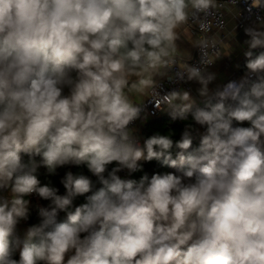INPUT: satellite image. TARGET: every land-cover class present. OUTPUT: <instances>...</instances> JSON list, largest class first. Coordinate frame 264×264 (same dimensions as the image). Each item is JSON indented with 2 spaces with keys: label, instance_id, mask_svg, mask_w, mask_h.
<instances>
[{
  "label": "trees",
  "instance_id": "obj_1",
  "mask_svg": "<svg viewBox=\"0 0 264 264\" xmlns=\"http://www.w3.org/2000/svg\"><path fill=\"white\" fill-rule=\"evenodd\" d=\"M191 0H85L71 8L72 26L102 40L104 53L123 58L127 70L142 68L140 53L163 46L168 23ZM12 6L0 0V12ZM264 53V50H263ZM246 60L240 74L258 62ZM261 78L250 79L225 100L213 105L212 139L196 131L198 109L183 108L152 118L139 135L145 159L136 162L124 184L112 150L92 144L77 146L65 134L58 142H41L34 149L12 148L6 160L11 179L25 197L34 188L47 210H31L30 235L20 240L0 231V264H44L59 241H85L81 264H141L145 247H157L169 236L164 216L156 213L186 203L200 206L205 216L236 218L248 198L247 183L264 193V150L251 160L249 135L264 131V64ZM74 54H62L54 44L36 41L24 46L0 29V120L30 103H46L66 95L77 76ZM256 84V85H255ZM255 85V87H253ZM2 142L0 141V145ZM213 159L222 166L243 160L245 171L233 198L220 202L210 188ZM168 184L164 201L153 211L132 209L152 186ZM217 206V209H213ZM111 207V214L106 212ZM167 264H237L234 239L221 240L209 253L199 243H179Z\"/></svg>",
  "mask_w": 264,
  "mask_h": 264
},
{
  "label": "built area",
  "instance_id": "obj_2",
  "mask_svg": "<svg viewBox=\"0 0 264 264\" xmlns=\"http://www.w3.org/2000/svg\"><path fill=\"white\" fill-rule=\"evenodd\" d=\"M81 4L85 0H78ZM227 6L241 8V23L246 21H262L264 19V0H191L186 12L188 26L200 34L201 39L197 45L194 57L184 62L177 54L168 52L163 46L143 50L140 53V62L143 69L150 68L157 63H163L168 68V76L162 81L151 86L149 96L142 103L126 104L120 100L113 99L105 107L93 115L95 123H107L109 133L104 141L96 143L100 149L112 150L117 158L118 176L125 184L130 176L132 168L136 165L134 149L142 142L138 134L133 132L143 115L152 118L160 116L165 108L171 104L183 90L192 89L188 81L190 75H198L211 67L221 56L220 45L211 38L212 30H222L226 27V16L224 9ZM19 25L21 30L20 40L24 46H28L41 38H48L62 54H74L77 61V76L66 95L77 87L84 86L92 77L91 67L82 51L70 46L61 36L49 32L41 21L27 8L16 9L7 6L0 12V29L10 32ZM80 37L86 41V34L79 32ZM96 55L105 59L106 55L102 49L96 50ZM260 63L256 62L243 76L232 77L221 86L212 98H202L197 107L198 115L195 124L196 131L202 138L212 139L209 128L211 110L213 105L225 100L250 79L258 81L261 78ZM256 85V84H255ZM255 85L253 87H255ZM112 84L106 86L110 91ZM67 133L63 125V116L59 113L49 112L40 117L32 129L29 138L22 141H8L0 145V231L11 233L21 240L20 228L28 225L31 210L37 211L45 217L47 210L43 206L39 195L34 188L30 189L27 196L21 194V186L13 180H7L9 175L6 160L8 151L12 148L34 149L41 142H58ZM250 152L245 156L251 160L257 151L264 150V131L255 130L249 135ZM236 167L243 164V160L236 159ZM220 167L211 166L210 175H216L217 192L220 202L233 198L238 181L241 179L245 166L243 165L238 177L234 178L230 170L219 174ZM248 198L241 203L236 218H223L219 214L212 216L202 215L200 210L183 213L179 205L160 213L166 219L168 226L172 219H181L184 227L189 232H199L204 237L221 238L230 226H238L237 233L243 238H257L254 254L255 264H264V193L257 194L254 185L247 183ZM133 208V206H132ZM213 209H217L214 206ZM163 240L157 247H145L141 254V264H167L169 259L178 253V249L171 244L165 248ZM170 242V241H169ZM161 249V252L159 250ZM167 254L163 257V254Z\"/></svg>",
  "mask_w": 264,
  "mask_h": 264
},
{
  "label": "crops",
  "instance_id": "obj_3",
  "mask_svg": "<svg viewBox=\"0 0 264 264\" xmlns=\"http://www.w3.org/2000/svg\"><path fill=\"white\" fill-rule=\"evenodd\" d=\"M8 1L16 9L27 8L31 10L49 32L61 36L70 46L80 49L90 64L92 77L87 80L84 86L77 87L69 93L66 100L60 97L46 103H30L18 107L15 113L3 117L0 120V141L2 144L8 141L19 142L29 138L36 121L46 113L55 112L63 116L66 134L74 140L77 146L92 144L96 147L97 142L107 138L109 126L107 123H95L93 115L102 110L113 99L126 104L142 103L148 98L151 86L162 81L169 74L167 66L163 63H157L146 69L137 68L129 71L123 66V58L116 57L112 51L105 53V59L97 56L96 50L102 49V40L85 29L86 41H84L79 35L81 31L72 26L71 7L75 4H81L78 0ZM189 6L190 4L171 17L168 23L167 41L163 45L168 52L177 54L184 62L194 57L201 39L200 34L192 30L186 22V12ZM240 12L241 8L236 6H227L224 9L226 27L222 30H212L210 33L211 38L221 47V56L201 74L189 76L188 81L192 89L183 90L175 96L173 102L165 108L164 114L175 113L183 108H197L202 98H212L215 92L232 77H240L248 72L251 67L245 73L240 74L246 60H255L256 56L263 54L258 62L264 64V19L241 23ZM8 33L20 39V26L17 25L14 30ZM109 83L112 86L110 91H107L106 86ZM151 119L152 117L143 115L133 132L140 135L143 127ZM134 155L136 162L145 159V150L142 144L134 149ZM219 165L218 160L213 159L212 167L216 168ZM230 167L234 169L235 164ZM218 171L221 175L222 169ZM6 179L12 180L10 175L6 176ZM211 183H209L210 188L215 190L214 183ZM167 189L168 184L152 186L147 197L143 200H133L132 206H137L141 210H151L152 207H156L157 203L159 205L164 201V194ZM179 207L183 213L200 209L199 205L193 203H186L183 206L179 205ZM169 227V240L175 246L179 243H199L209 253L221 240L232 237L237 264H255L254 247L258 239L241 237L237 233V225L228 227L223 233V239L214 240L204 237L199 232L187 231L181 219H172ZM20 231L21 239L23 240L25 237H23L24 233L27 241L30 235L29 228L27 226L21 227ZM68 242L72 241L61 240L57 244ZM57 244L54 247L58 246ZM57 251L59 253V250ZM70 254L75 257L77 251L72 250ZM44 264H49L46 257ZM52 264L77 263L73 260L72 262L53 261Z\"/></svg>",
  "mask_w": 264,
  "mask_h": 264
},
{
  "label": "rangeland",
  "instance_id": "obj_4",
  "mask_svg": "<svg viewBox=\"0 0 264 264\" xmlns=\"http://www.w3.org/2000/svg\"><path fill=\"white\" fill-rule=\"evenodd\" d=\"M262 65V64H260ZM244 164V163H243ZM243 164H241L240 166L236 167L235 165V168L233 169V167H230V166H222V165H219L217 167H220V168H223L225 170H230L232 172V175L234 178H237L238 177V173L239 171L242 172L241 168L243 166ZM216 167V168H217ZM215 168V167H214ZM217 172V171H215ZM211 176L209 178V183H214V188L216 187L217 185V182H216V175H209ZM214 178V179H213ZM211 181V182H210ZM211 183V184H212ZM154 209V207H152ZM151 208V211H153V209ZM132 209H138L137 206H133ZM141 210V208H140ZM145 211H150V210H145ZM23 227H26V226H23ZM21 232V231H20ZM26 237V234L23 233V237ZM25 237L23 238V240L21 239L20 240V243H21V246H22V249L24 248L25 246V243H26V240H25ZM223 235L221 237V239H223ZM214 239H217V238H211V240H214ZM220 239V238H218ZM170 241V240H169ZM169 241H166L165 242V248L168 249L170 246H172L171 242ZM57 243H55L56 245ZM58 245V244H57ZM85 246H86V242H80V240H77L76 242L75 241H72V242H68V243H60L58 246L52 248L51 250L52 251H49V253H47L48 255H46V260H48V263L49 264H52L53 261H70L72 262L74 260V262H76L77 264H81L82 262V255L84 253V249H85ZM59 250V253L58 251ZM72 250H76L77 251V254L76 256L74 257L73 255L70 254V251L72 252ZM210 251V250H209ZM140 261H141V257H140Z\"/></svg>",
  "mask_w": 264,
  "mask_h": 264
},
{
  "label": "water",
  "instance_id": "obj_5",
  "mask_svg": "<svg viewBox=\"0 0 264 264\" xmlns=\"http://www.w3.org/2000/svg\"><path fill=\"white\" fill-rule=\"evenodd\" d=\"M40 41H45V42H48V43H50V44H54L51 40H49L48 38H41V40ZM158 205V203L156 204V206ZM114 210V207H111L110 209H108L107 210V212H106V215H109V214H111L112 213V211ZM167 256V254H163V257H166Z\"/></svg>",
  "mask_w": 264,
  "mask_h": 264
},
{
  "label": "bare ground",
  "instance_id": "obj_6",
  "mask_svg": "<svg viewBox=\"0 0 264 264\" xmlns=\"http://www.w3.org/2000/svg\"><path fill=\"white\" fill-rule=\"evenodd\" d=\"M220 169H222L221 174H223L224 173V169L223 168H220ZM217 172H219V174H220V171H217ZM159 252H161V249L159 250Z\"/></svg>",
  "mask_w": 264,
  "mask_h": 264
},
{
  "label": "clouds",
  "instance_id": "obj_7",
  "mask_svg": "<svg viewBox=\"0 0 264 264\" xmlns=\"http://www.w3.org/2000/svg\"><path fill=\"white\" fill-rule=\"evenodd\" d=\"M155 208V207H154Z\"/></svg>",
  "mask_w": 264,
  "mask_h": 264
}]
</instances>
